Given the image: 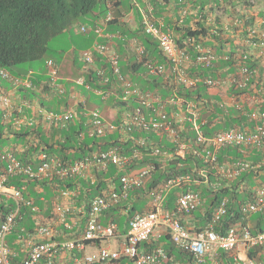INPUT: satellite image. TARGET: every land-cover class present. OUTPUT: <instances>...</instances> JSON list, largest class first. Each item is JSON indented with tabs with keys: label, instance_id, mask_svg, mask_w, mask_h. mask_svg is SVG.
<instances>
[{
	"label": "built area",
	"instance_id": "built-area-1",
	"mask_svg": "<svg viewBox=\"0 0 264 264\" xmlns=\"http://www.w3.org/2000/svg\"><path fill=\"white\" fill-rule=\"evenodd\" d=\"M146 1L149 2L144 7L135 2L141 15V27L144 33L154 41V44L156 43V47L165 61L154 59L150 50L139 38L135 37L131 39L130 44L133 56L143 63L144 68L139 70L140 72L130 70L128 73H124L122 70L120 48L126 44L124 43L126 37L119 33L105 32V26L112 19L111 13L101 23L93 26L85 24L79 26L78 30L82 33L93 30L97 34L93 44L81 50L80 57L84 63V71L89 73L93 71L97 75L98 84L102 88H96L93 91L101 96L104 102L111 100L114 106L109 118L103 114L99 107L83 111V115L86 117L85 123L88 125V134L90 137L104 138L114 132H119L124 139L128 135L132 136L135 131L155 133L160 138L174 144L177 155L190 154L194 158H200L202 167L198 168L197 166V172L205 182L211 171H217L219 177L223 179L236 178L249 169L252 164L247 159L242 158L220 164L219 152L228 146L238 147L242 151L264 149V114L260 115L259 112L254 114L255 117H259V123L252 130L232 126L214 135H207L203 128L207 121L201 117V109L205 107L204 101L199 99L185 100L179 95L178 88L182 86L195 88L203 83L208 90L221 89L224 88L223 84L228 83V86L233 87L236 91L243 90L250 80L252 72L242 61L247 59L248 54L242 52L241 49L234 56L237 61L234 64L236 71L229 74L226 79H222L221 76H200L195 72L194 66L199 65L209 69L219 59L228 60L231 58L230 49H223L222 52H219L220 44L212 38L215 35L223 37L221 40H224L227 34L236 32L243 40L235 42L239 44V47L249 45L253 49H261L260 55L264 54V29L248 27L247 23L250 21V17L248 9L244 5H241L232 14H230L231 12L224 13L221 9L209 11L208 8L211 6H207L205 26L209 28V32L206 35L187 36L179 43L177 36L165 27L162 16L156 14L155 7L150 0ZM189 3L182 9L184 16L195 14L199 10L200 6L194 9V6ZM193 26H196L194 22ZM196 38H200L201 41L196 40ZM205 42H209V44L206 45ZM225 47L230 48L229 44H226ZM46 66L49 85L58 95H64L66 89L60 83L58 63L53 58H48ZM0 75L14 83L32 86L31 73L23 78L14 77L7 70L0 69ZM139 75H144L147 78L158 76L164 82L167 81L168 86L161 84L154 90H146L141 84L142 82L137 80ZM75 83L91 90V86L87 84L84 76L76 79ZM106 86L110 87L106 88ZM167 88L171 90L165 95L162 89ZM228 89L226 88V90ZM226 95L229 97V101L226 100L228 103L224 102L225 100L218 102L222 107L236 104L242 111L245 109V105L250 107L255 105L251 106L245 94ZM228 97L226 98L228 99ZM0 100L6 111L4 117L13 116L9 112L10 97L2 95ZM130 101H134L135 105L122 112V128H119L118 124L114 122L119 111V104L128 106ZM211 102L216 101L213 99ZM257 102H261V99ZM83 104L87 106V101L84 98ZM40 115H42V119H39ZM13 120L17 127L23 125L32 127L40 122L44 126L67 127L72 122L80 121V114L72 107H63L58 112L38 108L31 117H16ZM148 141V139L138 136L134 138V144L137 147H134L129 153H121L118 146L111 145L105 150L90 152L83 158L72 162L40 153L37 166L22 162L9 152L6 157L7 165L0 172V204L8 205L10 201L14 204L0 222V264H12V257L15 252L10 248L7 238L12 234L23 206H31L33 210H38V207L33 203L34 200L25 197V187L19 188L14 184H9L11 177L20 176L27 180L41 181L56 177L67 179L76 176L94 182L92 175L95 170H106L111 164L119 169H124L130 162L142 157V155L148 156ZM149 143L152 144L151 156L168 158L173 155L170 150L161 152L151 140ZM154 169L155 164L151 161L149 164L132 171H124L120 177L119 189H115L113 186L94 197L90 203L84 233L80 238L57 239L54 236L55 231L51 227L39 226L37 235L42 240H35L29 236L23 245L24 248H28L21 264H39L41 261H46V264H55L61 253H73L75 250L83 251L87 242L100 240L109 242L117 235L118 225L114 221L108 224L102 223L103 214L111 207L127 200L131 191L138 188L144 189L150 181ZM191 181L197 183L189 175L171 176L164 180L156 187L154 198L150 197L149 207L131 217L127 233L123 234L120 247L112 248L109 244L103 245L99 247L96 253L87 254L84 257L77 256L72 264H115L123 257L130 259L133 264H179L169 257L162 246H157L151 251L142 249L141 244L143 242L149 241L153 236L160 238L163 233L169 234L178 247L189 251L198 263H203L207 259L209 264H223L218 257L221 250L233 253L243 248L246 253H249L256 246L264 245V231L254 233L250 223L245 220L252 213L264 211V192H259L251 201L244 203L241 209L242 221H239L237 226H229L224 232L214 229L213 222H217L227 214L226 200H222L215 210L213 222L204 230L191 231L181 222L179 216L181 214L188 215L198 208L201 204L199 192L194 190L182 192L177 197L175 209L164 208V201L168 192L176 186ZM210 185L216 186L213 182ZM76 194L72 190H64L61 196L71 198ZM55 208L65 228L71 229L73 224L67 217L68 213H73L71 207L57 203ZM238 264L264 263L255 257L248 256L240 260Z\"/></svg>",
	"mask_w": 264,
	"mask_h": 264
},
{
	"label": "trees",
	"instance_id": "trees-1",
	"mask_svg": "<svg viewBox=\"0 0 264 264\" xmlns=\"http://www.w3.org/2000/svg\"><path fill=\"white\" fill-rule=\"evenodd\" d=\"M234 1L235 0H228L227 2L235 6ZM258 1L261 2V6L264 7V0ZM168 2L169 0H167V3ZM240 2H245L252 8V3L250 4L248 0H241ZM110 3V0H0V69L3 68L13 74L14 68L18 65L23 63L31 64L23 72L19 70L13 75L17 77H25L31 73L32 83L34 86L38 87L39 84L41 85L42 83L38 81L37 75L34 74V71L36 73L35 69H37L42 75H44V73L41 72L39 68L32 66V64L44 58H54L53 55L49 54L52 51L50 44L51 40L64 32L72 31L73 27L80 22H84L85 18L86 20L89 19L92 21L93 25L101 23L103 18L106 17ZM154 4L158 8V13H164V7L161 3L155 1ZM219 5L220 4L212 6L208 8V10L216 11L219 8ZM179 9L178 0H175L172 9L173 18L168 19L166 23V28L175 33L179 43L187 36H199L200 34L206 35L209 32V28L205 26V20L207 17L206 8H199L195 13L196 15L194 14L185 19L180 18L181 14ZM193 22L196 26H193ZM114 23L116 22L109 23L106 27L107 29L105 28L107 33L113 31V29L109 30V28H111V25H114ZM252 24H254L253 18L248 21L247 25ZM245 33L247 34L248 31ZM245 33L244 35H246ZM88 35L93 37L94 40L97 38V34L93 30H89ZM212 38L214 41L219 42V52H222L223 49H230L229 53L231 58L228 60L219 59L209 69L203 68L199 65L194 66L195 72L203 77L206 75L218 76L227 70L231 71L233 70V64L237 62L236 59H234V56L238 53L239 44L235 43L234 38L227 36L225 37V41H222L221 38L223 37L219 35H215ZM255 38L257 39V36ZM196 40L201 41L200 38H196ZM143 42L147 49L150 50L151 56L154 59L165 61V58L160 54L152 39L144 36ZM205 44L207 45L209 42H205ZM226 44H229L230 48L225 47ZM82 49H78L77 46H74L71 51H68L70 48H68V50H60L59 53L54 50V52L59 54L61 59L66 52L72 54L75 57V75L73 78L78 79L79 77L84 76L87 84L91 86V90L85 87V89H82V94L87 99V106L82 102L78 104L77 111L80 114L81 120L76 121L75 123L72 122L67 127L35 125L32 127H23L21 132L11 131L14 135L17 134L20 137L28 138L25 139L21 150L17 151V153L13 151L15 156L22 162L37 165L39 163L40 153L53 155L63 161L81 159L94 150H105L111 145L118 146L121 153H129L134 147H137L136 144H134V138L138 136L144 137L149 141L151 140L153 145L159 147L161 152L170 150L173 152V155L168 158L151 156L152 144L148 141V156L142 155V157L130 162L124 169H119L115 165H110L107 170L96 174L97 181L94 182L76 176L64 180L55 179L42 182H32L27 181L26 179L24 181V178L19 176L10 178L9 183L15 184L19 188L24 186H27L28 188L32 183H39L45 190L50 184L53 185V190L58 187V191L54 192L52 197L49 196V193L47 195L49 198L46 199L48 206L47 209L51 211L54 207V201L56 198L61 197V192L64 189L69 191L72 190L77 193L71 197V201L75 206L72 207L71 210L75 211L73 215L76 217L75 219H77L78 224L76 225L74 223L75 220L71 221V224H73L71 229H66L65 225H62L63 229L67 230L65 236L67 238H70L71 236V238H75L83 228V224L87 221L92 199L106 191V189L109 188L110 182L113 183L115 189H119L120 177L124 171H132L136 168L147 165L152 161L155 164V169L153 170L152 177L146 187L144 189L138 188L131 191L127 200L106 210L102 223L108 224L111 220L115 221L118 227H121L122 234H126L131 217L137 212L144 211L148 199L150 200V197L154 198L156 187L158 185L171 176L189 175L194 181H197V183L195 184V182L192 183L191 181L172 188L168 192L167 198L164 201V208L171 210L175 209L178 195L187 190H194L199 192L201 204L198 208L188 214L191 216L190 219L195 220L196 224H194V228L191 229V231L204 230L210 223H212L215 210L222 200H226L227 214L217 222H213L214 229L219 232H224L229 226H237L239 221H242L241 209L245 203V196H252L254 193L253 187L256 183L255 177L259 174V171L264 170V149L256 150L257 153H254L253 156H245L238 147L228 146L221 149L218 155L220 164L233 162L242 158L250 161L252 166L234 179L220 178L217 171H211L205 182L203 177L197 172V166L198 168L202 167L200 158H194L190 154L182 156L177 155L175 153V145L166 139L160 138V136H157L155 133L135 131L132 136L128 135V137L124 139H122L119 132H114L104 138L90 137L88 134V125L85 123L86 117L83 115V111L99 107L107 116L108 106H105L102 97L96 95L93 91L96 88L102 87L99 86L97 75L93 71L90 73L84 71V63L78 54ZM122 51L123 49L120 52V56L121 67L124 73H128L130 70H143L144 67L142 62H138L132 55L126 59L129 53ZM54 59L57 60L59 64V76L61 77L64 73L65 67L62 66L61 61L56 58ZM262 60H264V56L263 58L257 59L254 54H250L246 60H242L245 62V65L254 72L255 76L249 82L245 90H230L231 94L235 95H241L243 93L251 94L254 88L258 90L257 92L261 97V102L255 104L253 107L245 105V109L242 111L236 106V104L229 107H222L218 102L212 103L211 101L213 98L209 93L207 86L203 83H200L195 88L183 86L178 88L179 95L185 100L199 99L204 101L205 107L201 109V117L207 121L206 124L203 125L204 131L207 135H214L219 131L232 126L251 130L257 126L259 123V117H255L254 114L256 112H259L260 115L264 114V64L262 63ZM139 77L141 78V75H139ZM60 83L63 84L61 78ZM161 84L168 86V82H164L158 76H149L146 79V84H144V89L154 90ZM108 87L110 86H106V88ZM39 88H41L42 93L51 89L53 93L56 94V91L49 85V83L42 84ZM170 90L171 89L167 88V91H163V94L167 95ZM35 94L36 92H32V95ZM63 98L72 102L71 95L69 96L67 89L65 90ZM97 99H100L101 102H97ZM41 103L46 105V101H41ZM134 105V101H130L128 106H125L122 103L119 104V111L114 119V122L118 124L119 128H122V112ZM44 107L47 108L46 106ZM187 126L189 127V125ZM1 127L3 128V125H1ZM9 128L12 130L10 126ZM142 150L146 152V150ZM211 182L215 183L216 186H211ZM33 198V203L39 208V210L35 211L31 206H23L14 230L7 238L10 248L15 252V255L12 257V264H21L19 249L20 244H23V236H27L35 231L36 224L38 223L37 216L43 211L40 210V205H42L41 194L38 193ZM252 199L253 198L249 201ZM13 204V202L9 205L0 204V221L11 210ZM79 209L80 212H78ZM73 215L68 213V220L71 219ZM181 215L179 216L181 222L186 224L184 219L181 218ZM245 220L250 223L251 229L254 233L264 231V211L252 213L251 216L247 217ZM68 233L69 236H67ZM157 239L158 240L152 238L149 242H143L141 244L142 249L151 251L157 246H162L169 254V257L173 260L174 256H176L177 258L186 260V263L188 264H209L207 259L203 263H198L189 251L178 247L169 234H167V237H164V246L162 245V240L160 238ZM97 242L99 241H96L95 243ZM88 243L90 242H87V244ZM73 253H75L76 256L81 257L79 251L75 250ZM231 253L232 252L221 250L219 251L218 257L223 264H235L236 261L231 256ZM248 256L255 257L264 263V245H258L253 248L249 251ZM125 259L131 261L126 257H123L120 260L124 261ZM45 262L46 261H41L39 264H46Z\"/></svg>",
	"mask_w": 264,
	"mask_h": 264
},
{
	"label": "crops",
	"instance_id": "crops-1",
	"mask_svg": "<svg viewBox=\"0 0 264 264\" xmlns=\"http://www.w3.org/2000/svg\"><path fill=\"white\" fill-rule=\"evenodd\" d=\"M137 1V0H136ZM175 0H169L168 3L164 4V15H165V21L167 23V20L170 18H173V16L171 17V10L173 9V3ZM241 0H235L234 1V5L238 2H240ZM253 4H252V8L249 7L248 12H250L253 16L254 19V26L258 29H263L264 28V7L261 6V4L259 2H257L256 0H252ZM133 0H117V2L114 4V8H113V4H110V8L108 10L114 12L115 17H118V19L123 20L121 23L125 22L128 23L127 26L131 27V29H135L138 26V23H140V18H138L137 12H139L136 8L132 7ZM146 3V1H145ZM179 3V0H178ZM217 2L214 3V0H204V4L211 6L212 4H216ZM241 5H236L235 7H232V9L230 10V6H228L227 8L223 9L222 11L224 13H233L235 12V10H238L240 8ZM262 11V12H261ZM107 12V13H108ZM230 13V14H231ZM186 22V21H185ZM121 25V24H120ZM119 24L116 25H111V28H109V30L113 29L116 30L120 27ZM227 36H230L232 38L235 39V42H241L242 39L240 37V35L236 32L231 33V34H227ZM226 36V37H227ZM93 37H91L90 35H81L78 37V44L80 45L81 48H83V44L85 45V47L89 46L92 41H93ZM226 39L222 40L225 41ZM76 43L74 40H72V44L70 46V50L71 51L74 46H76ZM256 50V49H254ZM260 51L256 52V56H260ZM67 55L65 54L62 57L61 60V64L62 66L65 67L64 73L61 76V82L63 83V85L65 84L66 89L68 91L69 96L71 95V98H75V104H77L79 101H83V92L82 90L79 88L78 90H76V86L74 83V75L72 76V74L74 73V63H75V57L70 54L69 52H66ZM20 71H24V69H19ZM19 70H15L13 71V74H15V72L19 71ZM36 73L34 71V74L37 75L38 81L41 82L42 84H46L48 81V78L46 75H42L37 69ZM225 73V72H223ZM71 81V82H70ZM68 82H70V84H67ZM42 84L36 88H34L32 91L31 90H27L29 87H27L24 83L21 84H17L14 83L13 81H4V82H0V97L2 94H7L9 96H11V100H12V108L14 111H16V115H19L21 117H31L35 114V111L38 110V106H40L42 103L41 101H46V106L48 110H53V111H59L61 108L65 107L66 105H68L70 103V100L64 99L63 97L58 96L57 94H54L53 91L50 90H46L45 92L42 93L41 91V87ZM39 88V89H38ZM226 89V88H225ZM32 92H36L35 95H32ZM209 93L211 94L212 98L214 99V101L216 102H223V100H225L224 102L229 101V97L226 91H224L223 89H209ZM228 97V99L226 98ZM255 98H260V96ZM24 100H28V102L30 103V105H26L23 104ZM227 100V101H226ZM228 103V102H227ZM22 106V109H21ZM78 107V105H76V108ZM19 108V110H18ZM1 114H2V108L0 106V154L2 152H7V151H14L15 153H17V151L22 149V145L25 141V139L28 138H24V137H20L17 134H13L10 131V128L8 127L7 124H4L2 119H1ZM15 116V114H14ZM1 125H3V128L1 127ZM12 131H14L12 129ZM30 138V137H29ZM258 149H246L243 153L245 156L246 155H250L253 156L254 153H257ZM251 153V154H250ZM256 155V154H255ZM4 165H6L5 161L1 162L0 161V171L3 169ZM97 172V170H95ZM93 171V172H95ZM93 176V175H92ZM94 181H97V179H94ZM255 185L253 187V191L254 193L252 194V196H245V202L249 201L251 198H255V196L259 193V192H264V170L263 171H259V174L256 175L255 177ZM244 185V184H242ZM49 186V187H48ZM46 190L48 188H52V184L48 185ZM113 187V183L110 182L109 183V188L106 190H109L110 188ZM44 189V187H42L39 183H32L31 185L28 186V188L26 189V193L27 195L34 197L36 194L40 193L41 194V201H42V205H40V210H43L42 212H40L41 214H39L37 216L38 219V223L36 224V228L35 231L32 232L31 234L27 235V236H23V244H20V249H19V253H20V259L22 261V259L25 256V251L28 248H24V242H26V240L29 238V236L32 239L35 240H42L41 237H38L37 235V231H38V227L41 225H47L49 227H51L54 231H55V238L57 239H65V232L67 233V230L63 229V222L60 219V216L57 214L56 212V204L60 203L62 205H69L71 208L75 207L74 203L71 201V198L69 197H61V198H56V200L54 201V207L51 210L47 209V203H46V197L44 196V191H46ZM55 192L58 191V187H56L54 189ZM150 200H148L146 202V208L149 207V202ZM43 206V207H42ZM78 209V208H77ZM144 209V210H145ZM76 210V209H75ZM80 210V209H79ZM73 213H71L72 215L74 214L75 211H72ZM70 214V215H71ZM105 213L102 216V219L104 217ZM190 215H181V218L184 219V221L186 222V226L189 227L190 229L194 228V224H195V220L190 219ZM76 217H74V215L71 217V219H69V221H73L75 220ZM112 221V220H111ZM110 221V222H111ZM77 224L78 222L75 221ZM115 222V221H114ZM76 224V225H77ZM86 224V223H85ZM85 224H83V228L81 229L80 233L78 234L77 237L75 238H80L82 236V233H84L85 230ZM196 225V224H195ZM69 236V233L68 235ZM123 234H122V229L121 227H118L117 230V235L115 237H113L109 242L105 241V240H100L99 242L95 243V242H90L86 245L85 249H83V251H80L81 256H85L87 254H91V253H96L99 249V247L103 246V245H107L109 244L112 248H117L120 247L121 243H122V238H123ZM72 237V236H71ZM70 237V238H71ZM164 237H167L166 233H163L162 236L160 237V239L162 240V245H165V242H163ZM67 238V237H66ZM69 238V237H68ZM152 238L157 239L156 236H153ZM151 238V239H152ZM151 239L149 241H151ZM147 241V242H149ZM26 247V245H25ZM22 255V256H21ZM231 256L233 257V259L236 261L235 264H238V262L240 260H243L245 258L248 257V253H246V251H244V249H240L239 251L233 252L231 253ZM76 254L75 253H61L58 257V260L55 262V264H72L74 262V259L76 258ZM174 260L179 263V264H188L186 263V260L181 259V258H177L176 256H174ZM19 264V263H16ZM115 264H133L131 261H127V259L123 260H118L115 262Z\"/></svg>",
	"mask_w": 264,
	"mask_h": 264
},
{
	"label": "clouds",
	"instance_id": "clouds-1",
	"mask_svg": "<svg viewBox=\"0 0 264 264\" xmlns=\"http://www.w3.org/2000/svg\"><path fill=\"white\" fill-rule=\"evenodd\" d=\"M111 1V3L110 4H113V8L115 7L114 6V4L117 2V0H110ZM146 1V0H145ZM158 2V3H161L162 4V6L164 5V4H166L167 3V0H161V1H158V0H150V2L152 3V5L155 7V12H156V14L157 15H159V16H162V18H163V20H164V22H165V27H166V21H165V15H164V13H162V14H160V13H158L157 12V7H156V5L154 4V2ZM228 0H223L222 2L220 1V0H214V3L215 2H217L216 4H212L211 5V7L212 6H216V5H218V4H220L219 5V8L218 9H221V10H223V8L225 9V8H227L228 6H230V8L231 7H235L237 4L238 5H244V6H246L247 8H249V5L247 4V3H245V2H238V3H236L235 4V6H233L231 3H228L227 2ZM258 1V0H257ZM135 2H136V0H133V3H132V7H134L135 8ZM147 2H149V1H146V3H145V5L147 4ZM166 2V3H165ZM179 2L180 3H178L179 4V7H180V9H179V12H180V14H181V17L180 18H182V19H185L186 17H189V16H192V15H194V14H192V15H187V16H184V15H182V9L185 7V6H187L188 5V2H190L189 4H192L194 7V9H196V8H198L199 6V8H206L208 5H205L204 4V0H188V1H182V0H179ZM248 2H250V4L252 3L253 4V1L252 0H248ZM137 3V2H136ZM223 3V4H222ZM110 4H109V8H110ZM144 5V6H145ZM203 5V6H202ZM262 5V4H261ZM143 6V7H144ZM193 9V10H194ZM164 12H165V10H164ZM109 13H111L112 14V19L107 23V25L105 26V28L108 26V24L109 23H111V22H116V23H114V25H116V24H121L120 26H122V27H119L118 29H116V30H113V31H111V32H108V33H112V34H117V33H119L120 35H123V36H125L126 37V40L124 41V43H126V44H124L123 45V47L121 46V48H120V52H121V50L123 49V51L122 52H125V53H129V55L126 57V59L129 57V56H133V50L131 49L132 48V46H131V44H130V41H131V39H133V38H139V40L144 44V42H143V37L145 36V37H148V35H146L145 33H144V31H143V28L141 27V15H140V12H137V15H138V18H140V23H138V26L135 28V29H131V27L129 26H127V24L128 23H125V22H123V23H121L123 20H120V19H118V17H115V15H114V12H112V11H109L107 14H106V17L109 15ZM232 14V13H231ZM173 16V11L171 10V17ZM106 17H104L103 18V20L104 19H106ZM249 17H250V20H252V18H253V16H252V14L249 12ZM102 20V21H103ZM101 21V22H102ZM250 26H253V27H255L253 24L252 25H249L248 27H250ZM256 28V27H255ZM107 29V28H106ZM256 29H258V28H256ZM264 29V28H263ZM260 30V29H259ZM105 32H106V30H105ZM173 32V31H172ZM107 33V32H106ZM174 33V32H173ZM175 34V33H174ZM95 40H93L92 41V43L89 45V46H87V47H85V48H88V47H90L92 44H93V42H94ZM156 44V43H155ZM246 46H248V47H246ZM246 46H244V45H242V46H240L239 47V49H241L242 50V52H245V53H247L248 54V57L250 56V54H254L255 56H256V52H250L249 53V50L248 49H253L252 47H250L249 45H246ZM85 48H83V49H85ZM82 49V50H83ZM239 49H238V53H239ZM256 49V48H255ZM257 51H260L261 49H256ZM255 50V51H256ZM237 53V54H238ZM263 56H264V54H262V55H260V56H256L257 57V59L258 58H263ZM133 58H135L134 56H133ZM54 59V58H53ZM135 59H137V58H135ZM55 60V59H54ZM138 62H139V60H137ZM56 62H57V60H56ZM263 62H264V60H263ZM58 63V62H57ZM236 63V62H235ZM234 63V64H235ZM99 64H101V62L99 61ZM234 64H233V66H232V69L233 70H227V71H225V73H223L222 72V74H220V75H218V76H216V77H219V76H221V78L222 79H226V77L229 75V74H231V73H233V72H235L236 71V68H235V66H234ZM244 64H245V62H244ZM59 65V64H58ZM46 68H47V66H46ZM3 69V68H2ZM250 69V68H249ZM250 71L252 72V74H251V78H250V80L248 81V83H247V85H246V87L243 89V90H245L246 88H247V86H248V84H249V82L254 78V76H255V74H254V72L250 69ZM9 72V71H8ZM12 76H14L11 72H9ZM32 75V74H31ZM1 76V75H0ZM26 76H28V75H26ZM25 76V77H26ZM3 77V76H2ZM14 77H17V76H14ZM23 78V77H22ZM61 78V77H60ZM49 79V78H48ZM9 80V79H8ZM76 80V79H75ZM75 80H74V82H75ZM9 81H12V80H9ZM30 81L32 82V79H31V76H30ZM47 83H48V81H47ZM76 84V83H75ZM63 85V84H62ZM77 85V84H76ZM63 86H65V85H63ZM222 86H224V88H221V87H218V88H221V89H223L224 91H226L227 92V94H230L231 95V92H230V90H232V89H234L233 87H231V86H228V83H226L225 85L223 84ZM27 87H29V88H31V89H34L36 86H34L33 85V83H32V86H27ZM225 88H229L228 90H226ZM235 90V89H234ZM236 91V90H235ZM258 90L257 89H255L254 88V90H253V92L251 93V94H247V93H243V94H245L246 96H247V99L249 100V101H251V97H254L255 98V96L256 97H258L259 95H258V92H257ZM57 94V93H56ZM2 95H7V94H2ZM1 95V96H2ZM58 95V94H57ZM97 95V94H96ZM242 95V94H241ZM7 96H9V95H7ZM58 96H60V95H58ZM99 96V95H98ZM9 97H11V96H9ZM60 97H63V95H61ZM86 101H87V99H86V97L85 96H82ZM0 99H1V97H0ZM11 99V98H10ZM256 99V98H255ZM258 99H261V97L260 98H258ZM75 101H76V99L75 98H72V102H70L68 105H66L65 107H72V108H74L75 110H77V108H76V105H78L80 102H82L83 103V101H79L77 104H75ZM105 103V106H108V108L109 109H112V107H114L113 106V104H112V101L111 100H109V101H107V102H104ZM24 104H26V105H30V103L28 102V100H24V102H23V104H22V106L24 105ZM0 106H1V108H2V114H1V119H2V121H3V123L4 124H7L8 125V127L10 126L14 131H18V132H21V129L23 128V127H26L25 125H23V126H21V127H17L15 124H14V118H16V117H21V116H19V115H16V111H14L13 110V108H12V100H11V104H10V110H9V112H11L12 113V115L13 116H10L9 118H5L4 117V114H5V110H4V107H3V105H2V102H1V100H0ZM22 106H21V109H22ZM249 107V106H248ZM38 108H43V109H45V110H48L47 108H45L43 105H40V106H38ZM18 110H19V108H18ZM48 111H52V110H48ZM60 111V110H59ZM58 112V111H57ZM78 112V111H77ZM103 112V111H102ZM14 114H15V116H14ZM103 114L106 116V114L103 112ZM107 118H109L108 116H106ZM39 119H42V115H40V117H39ZM80 120H81V117H80ZM37 125H42V126H44V124H42L41 122L39 123V124H37ZM10 131H12V130H10ZM98 150H100V149H98ZM98 150H94L93 152H95V151H98ZM242 151V150H241ZM9 152H11V153H13V151H7V152H2L1 154H0V161L1 162H3V161H5V163H6V165H7V154L9 153ZM242 153H244V151H242ZM14 154V153H13ZM15 155V154H14ZM72 161H74V160H72ZM72 161H66V162H72ZM6 165H4V167H3V169L6 167ZM38 165V164H37ZM37 165H35V166H37ZM112 165V164H111ZM110 166V165H109ZM108 166V167H109ZM107 167V168H108ZM2 169V170H3ZM1 170V171H2ZM107 170V169H106ZM0 171V172H1ZM102 171H104V170H97V172L95 171L94 173H93V179H97V176H96V174L97 173H99V172H102ZM12 178V177H11ZM55 179H57V180H64V179H60V178H54V179H44V180H41V181H32V180H27V181H32V182H42V181H45V180H55ZM68 179V178H67ZM10 180V179H9ZM25 180V179H24ZM10 184V183H9ZM15 185V184H14ZM25 187V191H24V195H25V197L26 198H28V196L29 195H27V191H26V189H27V186H24ZM65 190V189H64ZM63 190V191H64ZM61 195H62V192H61ZM62 197V196H61ZM61 197H58V198H61ZM29 198H32L33 200H34V198L32 197V196H29ZM248 202V201H247ZM12 203V201H10V203L9 204H11ZM8 204V205H9ZM38 210H39V208H38ZM1 222V221H0Z\"/></svg>",
	"mask_w": 264,
	"mask_h": 264
},
{
	"label": "rangeland",
	"instance_id": "rangeland-1",
	"mask_svg": "<svg viewBox=\"0 0 264 264\" xmlns=\"http://www.w3.org/2000/svg\"><path fill=\"white\" fill-rule=\"evenodd\" d=\"M257 1V0H256ZM140 6H144L145 5V0H137L136 1ZM257 2H259V1H257ZM260 4H261V2H259ZM135 8L137 9V6L135 5ZM81 24H85V25H87V26H92L93 25V23H92V21H90L89 19H87L86 20V18L84 19V22H80L79 24H77V25H75V27H73V30L72 31H68V32H64L63 34H61V35H59V36H57V37H55V38H53L52 40H51V42H50V44H51V49H52V51H51V53H49V54H51V55H53L54 56V58H56V59H58L59 61H61L62 59H61V57L59 56V51L60 50H68V48H70V46H71V44H72V40H74L75 42H77L76 43V46L78 47V49H80L81 47H80V45L78 44V37L79 36H81V35H88V32H80L78 29H79V26L81 25ZM83 48H85V45L83 44ZM82 49V48H81ZM54 50L55 51H58V53L57 52H54ZM249 50V53L250 52H257V50L255 51L254 49H248ZM80 53H81V50L79 51V56H80ZM66 55H67V53H65ZM48 59V58H47ZM47 59H42V60H40V61H37V62H35V63H33L32 64V66H35L36 68H39V70L41 71V72H43L44 73V75H46L47 76V78H49V75H48V70H47V68H46V62H47ZM262 63L264 64V62H263V60H262ZM31 64H28V63H23V64H20V65H18L17 67H15L14 69L15 70H19V69H27L29 66H30ZM73 75H75V74H72V76ZM146 79H147V77L146 76H144V75H141V78L140 77H138L137 78V80L138 81H140V82H142L141 84H146ZM4 81H9L7 78H4V77H2V76H0V82L2 83V82H4ZM71 82V81H70ZM70 82H66L67 84H70ZM65 85V84H64ZM76 85V84H75ZM66 86V85H65ZM76 86H78V87H76V90H78L79 88L82 90V89H85L84 87H83V85H76ZM27 90H31L32 91V89L31 88H28ZM163 91H167V89H162V92ZM251 99V101H250V104H251V106L252 105H254V104H256V103H258L257 102V100H259L258 98H254V97H251L250 98ZM93 102H95V101H93ZM97 102H101V100L100 99H97ZM250 107V106H249ZM110 112H112L111 111V109H109L108 108V114H107V116L108 117H111V113ZM110 115V116H109ZM54 190H53V188H48L46 191H44V196L47 198V199H49L48 198V193H49V196H53L54 195Z\"/></svg>",
	"mask_w": 264,
	"mask_h": 264
}]
</instances>
